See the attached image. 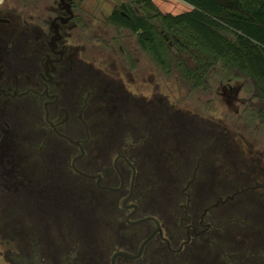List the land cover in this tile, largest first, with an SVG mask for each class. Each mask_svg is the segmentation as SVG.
<instances>
[{
  "label": "flooded vegetation",
  "instance_id": "1",
  "mask_svg": "<svg viewBox=\"0 0 264 264\" xmlns=\"http://www.w3.org/2000/svg\"><path fill=\"white\" fill-rule=\"evenodd\" d=\"M84 4L0 0V264H264L255 85L217 76L234 121L163 102L137 35L112 23L128 6ZM149 60L213 93L215 69L198 87Z\"/></svg>",
  "mask_w": 264,
  "mask_h": 264
},
{
  "label": "trees",
  "instance_id": "2",
  "mask_svg": "<svg viewBox=\"0 0 264 264\" xmlns=\"http://www.w3.org/2000/svg\"><path fill=\"white\" fill-rule=\"evenodd\" d=\"M180 1L190 9L175 16L161 13L153 0H138L144 17L127 8L129 21L117 11L111 20L137 35L159 69L168 73L174 66L182 77L197 75L198 87L212 69L244 75L256 87L255 113L264 125V0Z\"/></svg>",
  "mask_w": 264,
  "mask_h": 264
},
{
  "label": "rangeland",
  "instance_id": "3",
  "mask_svg": "<svg viewBox=\"0 0 264 264\" xmlns=\"http://www.w3.org/2000/svg\"><path fill=\"white\" fill-rule=\"evenodd\" d=\"M156 6L160 5L158 7L159 11L163 14H171V15H178L183 13L182 4L178 0H167V4H165L163 0H153ZM120 4V3H117ZM128 6V8H133L132 1H126L124 3ZM116 3L110 1V0H85L84 9L88 14H95L96 16H102L105 17L111 11L115 8ZM184 6V5H183ZM186 7V6H184ZM188 10L190 9L187 7ZM186 8V9H187ZM160 75V76H159ZM212 76V79L214 81V88L213 93L206 98L202 95V97H197V93L188 94V86L186 84H179L180 82H177L175 80V76L166 77L164 78L160 71L154 66L150 60L148 61V56L146 55V90H149V83H160L162 87L163 94H167L163 99V102H165V98L169 101L170 104L177 103V107H180L182 110H191V109H201L206 110L207 105H210V110H215L218 114L217 116L222 115L223 112L229 111V116L232 119L231 121H234L236 118V114L233 112L235 108H230L227 106L226 101L221 96L222 90L216 83V78L219 76L221 78L222 74L220 69H215ZM240 79H243V77H239ZM241 81H238V83ZM250 90V89H249ZM146 94L148 92L146 91ZM250 91L247 93V96H250ZM199 100V101H196ZM207 100H209V103L206 105ZM203 108V109H202ZM245 120H247L248 123H253V125L248 130L247 140H252L255 138L256 134H253L254 132H258L261 136H256L258 141H264V129L259 124L260 121L258 120L257 116L253 114L252 117H250V114L248 112L247 116H243ZM256 125V127H255ZM254 129V130H253Z\"/></svg>",
  "mask_w": 264,
  "mask_h": 264
},
{
  "label": "crops",
  "instance_id": "4",
  "mask_svg": "<svg viewBox=\"0 0 264 264\" xmlns=\"http://www.w3.org/2000/svg\"><path fill=\"white\" fill-rule=\"evenodd\" d=\"M110 1H112V2H114V3H125L126 1H130V0H110ZM163 1H165L164 3L165 4H167V0H163ZM178 1V0H177ZM180 1V0H179ZM180 3L182 4V7H183V9H182V11L183 12H185V11H188V8L187 7H189L188 5H186L185 3H183L182 1H180ZM157 5V4H156ZM186 6V7H184V6ZM160 5H158L157 7H159ZM187 8V9H186ZM190 8V7H189Z\"/></svg>",
  "mask_w": 264,
  "mask_h": 264
}]
</instances>
